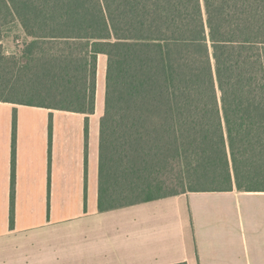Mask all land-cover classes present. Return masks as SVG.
<instances>
[{"label": "trees", "instance_id": "1", "mask_svg": "<svg viewBox=\"0 0 264 264\" xmlns=\"http://www.w3.org/2000/svg\"><path fill=\"white\" fill-rule=\"evenodd\" d=\"M100 54V211L264 191V0H0V101L93 114Z\"/></svg>", "mask_w": 264, "mask_h": 264}, {"label": "crops", "instance_id": "2", "mask_svg": "<svg viewBox=\"0 0 264 264\" xmlns=\"http://www.w3.org/2000/svg\"><path fill=\"white\" fill-rule=\"evenodd\" d=\"M98 77L93 114L0 101V264H264V191L190 192L99 210Z\"/></svg>", "mask_w": 264, "mask_h": 264}, {"label": "rangeland", "instance_id": "3", "mask_svg": "<svg viewBox=\"0 0 264 264\" xmlns=\"http://www.w3.org/2000/svg\"><path fill=\"white\" fill-rule=\"evenodd\" d=\"M14 35H15V31H13L9 35V37L6 38L5 41H4L5 50L8 53L16 51V47L15 46L17 44V41L13 40V36ZM102 63H103V66L100 64L101 66L99 67V71H98V74H99L98 87L100 88V92L101 93L103 92V95L105 96V79H106V63H107V59H104V61ZM95 118H98V117H95ZM1 124H5V121H1Z\"/></svg>", "mask_w": 264, "mask_h": 264}, {"label": "bare ground", "instance_id": "4", "mask_svg": "<svg viewBox=\"0 0 264 264\" xmlns=\"http://www.w3.org/2000/svg\"><path fill=\"white\" fill-rule=\"evenodd\" d=\"M99 64V63H98Z\"/></svg>", "mask_w": 264, "mask_h": 264}]
</instances>
